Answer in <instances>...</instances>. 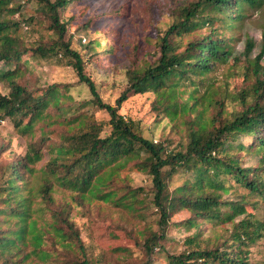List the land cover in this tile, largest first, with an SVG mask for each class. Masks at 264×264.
<instances>
[{
  "label": "trees",
  "instance_id": "trees-1",
  "mask_svg": "<svg viewBox=\"0 0 264 264\" xmlns=\"http://www.w3.org/2000/svg\"><path fill=\"white\" fill-rule=\"evenodd\" d=\"M18 1L0 0V81L5 80L9 87L7 93L0 92V118H9L15 126L26 124L29 129L44 119L49 106L60 107L66 93L59 84L36 89L18 80L29 58L47 59L53 55L68 57L66 64L74 69L78 81L88 87L92 103L109 115L107 134L101 133L102 125L96 122L65 133L57 147V158L43 168V173L69 188L73 196L110 202L135 214L139 210L132 207L131 201L142 193L146 195L159 217L157 230L146 227L135 232V242L146 256L141 264H149L148 258L155 248L164 251L167 264H250L247 247L264 235V222L248 218L251 213L247 212L248 202L243 196L238 200H226L222 194L236 183L248 193L264 196V177L259 173L263 167L260 164L241 166L238 157L242 151L259 154V163L264 159V65L260 63L264 56V31L259 51L252 59L249 54L253 42L249 39L245 43L244 58L248 64L244 79L252 81L237 93L238 110L225 113L222 102L214 98L216 91L207 88L203 94L196 95V87L198 77L205 76L215 64L231 57L228 39L215 34L219 26L232 27L241 23L248 10L260 7L264 0H188L179 6L172 22L156 35L147 59L144 48L135 44L134 64L126 69L125 86L114 104L100 97L95 81L86 71L83 55L72 47L73 36L65 38L67 27L60 21L59 11L70 0H36L55 38L35 46L23 43L15 35L19 22L4 16L18 12ZM101 14L103 17L96 21V28L109 25L115 32L119 31L125 13L113 9L107 13L103 10ZM205 27L207 33L198 32ZM195 33L197 35L188 38L179 51L180 39ZM93 42L86 49L93 46ZM123 47L122 44L117 46L127 55ZM91 49L89 54H96ZM161 88L176 89L178 110L175 115L180 116L186 130L187 141L182 149H172L163 141L142 135L119 113L121 104L130 96ZM213 102L217 108L212 111ZM191 115L194 118H190ZM244 137H249L251 142L244 144ZM38 157L39 153L31 149L21 159L11 162L8 176L0 183V216L3 219V224L0 223V264H25L31 253L46 264L54 256L43 247L44 234L51 231L60 246L78 253L77 264H90L79 232L70 219L57 214L48 229L44 225L39 227L31 217L28 197L31 191L25 194L26 181L20 168L33 172L30 164ZM130 160L137 170L148 175L150 183L147 188L128 187V202L123 201L122 196L117 197L118 189L110 185V180ZM174 175H183L182 181L169 188ZM39 190L44 200L52 202L48 182ZM222 205L227 208L222 209ZM180 210L188 211V215L175 224L193 229V233L185 238L187 248L171 253L162 241L173 222L171 215ZM243 213L248 216L233 222L236 215ZM215 219L232 222L230 239L212 247L202 246L201 226L205 220ZM29 244L30 252L23 254L22 249Z\"/></svg>",
  "mask_w": 264,
  "mask_h": 264
},
{
  "label": "rangeland",
  "instance_id": "rangeland-1",
  "mask_svg": "<svg viewBox=\"0 0 264 264\" xmlns=\"http://www.w3.org/2000/svg\"><path fill=\"white\" fill-rule=\"evenodd\" d=\"M18 1V0H13ZM188 0H70L60 9L59 19L64 22L67 30L65 38L72 35V47L80 50L85 59L87 73L93 78L100 97L111 104L117 98L126 83V69L134 64L135 44L144 48V58L152 53L156 35L160 34L172 22L176 9ZM19 10L7 18L18 21L19 26L16 36L28 46H35L53 40L54 33L48 29V18L40 9L36 0H19ZM119 9L125 13L122 25L115 32L109 25L96 28V21L101 19L104 10L106 13ZM264 31V2L247 12L241 23L234 26L220 27L215 34L228 39L232 54L228 61L215 64L213 70L205 76L197 78L196 95L203 94L207 88L217 92L214 98L222 102L225 113L240 108L237 93L241 87L247 86L251 79H244L247 72L245 66L248 60L244 58L245 43L253 42L249 54L252 59L260 48L261 36ZM198 32L207 33L208 28ZM197 32V33H198ZM116 34V36H114ZM193 35V36H192ZM189 36L180 39L178 50L184 48ZM126 36H131L126 39ZM95 41V42H93ZM93 46L86 49L89 43ZM123 45L127 55L123 54L117 46ZM91 52L96 54H89ZM107 48L111 50H107ZM248 58V59H249ZM67 58L52 56L47 59L29 58L28 64L22 66L25 71L18 78L27 86L40 89L51 83H57L66 98L61 101L60 107L49 106L43 120L35 122L32 128L27 129L26 124L15 126L9 118H0V183L8 176L9 164L21 159L27 152L34 149L39 153L38 160L30 164L33 172L20 168L21 175L25 178L28 191L29 211L35 218L38 226L44 225L51 229L55 216L60 214L71 220L79 232L82 243L86 249V256L90 264H141L146 260L142 247L135 242L137 230L151 227L158 229V211L149 204V199L142 193L131 201L132 207H137L138 214L130 212L122 206H115L110 202L101 200H84L77 195H72L71 190L61 186L49 175L43 173V168L57 158V147L62 143L65 133L77 130L91 122L102 125V134H107L110 126L109 115L97 108L91 101L88 87L78 81L74 69L66 64ZM261 64L264 65V57ZM2 67V64H0ZM250 75L251 70H249ZM8 84L0 81V92L7 93ZM215 92V93H216ZM235 95V96H234ZM177 94L175 88H161L156 92L149 91L143 94L130 96L125 100L119 113L130 120L134 128L142 135L153 140L163 141L172 149H182L186 143V130L180 122L177 112ZM217 108L213 102L212 111ZM194 118V116H190ZM244 144L251 142L249 137L242 138ZM238 157L241 166L261 165L259 171L264 177V159L259 163V154L240 151ZM183 175H174L169 183L172 188L181 183ZM110 185L118 189L117 197L130 202L128 187L143 186L147 188L150 180L146 173L137 170L133 161L118 169L110 180ZM48 182L51 186L52 202L44 200L40 186ZM232 189L223 193L226 200L245 199L247 212L251 216L236 215L233 222L248 218L264 222V196L257 193H248L246 189L237 187L232 183ZM13 203V202H12ZM139 207V208H138ZM226 209V205L221 206ZM54 213V216H53ZM188 211L180 210L171 215L166 238L162 241L165 248L171 253H178L187 248L185 238L192 235L193 229H186L176 225ZM0 223L3 219L0 216ZM176 223V224H175ZM4 224L3 226H5ZM201 245L212 247L224 240L230 239L232 222L229 220H205L201 226ZM43 247L54 256L46 264H77L80 258L75 250L60 246L53 232L44 234ZM126 250H123V249ZM30 244L22 249V253H29ZM246 249V247H245ZM250 254V264H264V235L247 247ZM148 258L149 264H167L164 251L154 249ZM25 264H44L33 253L24 261Z\"/></svg>",
  "mask_w": 264,
  "mask_h": 264
},
{
  "label": "built area",
  "instance_id": "built-area-1",
  "mask_svg": "<svg viewBox=\"0 0 264 264\" xmlns=\"http://www.w3.org/2000/svg\"><path fill=\"white\" fill-rule=\"evenodd\" d=\"M264 57V56H263Z\"/></svg>",
  "mask_w": 264,
  "mask_h": 264
}]
</instances>
